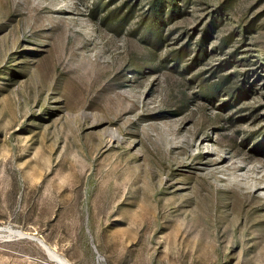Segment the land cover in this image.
<instances>
[{
    "label": "rangeland",
    "instance_id": "rangeland-1",
    "mask_svg": "<svg viewBox=\"0 0 264 264\" xmlns=\"http://www.w3.org/2000/svg\"><path fill=\"white\" fill-rule=\"evenodd\" d=\"M0 0V264H264V0Z\"/></svg>",
    "mask_w": 264,
    "mask_h": 264
},
{
    "label": "trees",
    "instance_id": "trees-1",
    "mask_svg": "<svg viewBox=\"0 0 264 264\" xmlns=\"http://www.w3.org/2000/svg\"><path fill=\"white\" fill-rule=\"evenodd\" d=\"M168 2L171 5L172 12L177 7V0H168ZM164 3L163 0H155L152 6L153 11V26L155 25L157 28L161 26V24L164 21V15H163V9H164Z\"/></svg>",
    "mask_w": 264,
    "mask_h": 264
}]
</instances>
